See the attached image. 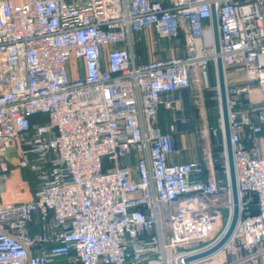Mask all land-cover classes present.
I'll use <instances>...</instances> for the list:
<instances>
[{
	"label": "built area",
	"instance_id": "built-area-1",
	"mask_svg": "<svg viewBox=\"0 0 264 264\" xmlns=\"http://www.w3.org/2000/svg\"><path fill=\"white\" fill-rule=\"evenodd\" d=\"M145 27L182 34L186 53L136 63L121 45ZM217 55L243 77L226 84L239 211L216 252L186 261L223 232L230 186L203 178L199 162L169 160L173 135L158 113L178 107L173 91L206 86ZM217 131L224 142L220 108ZM11 148L37 185L0 205V264H198L217 253L216 264H239L263 254L264 0H0V191ZM35 221L42 231L32 234ZM204 239L213 240L193 245Z\"/></svg>",
	"mask_w": 264,
	"mask_h": 264
},
{
	"label": "crops",
	"instance_id": "crops-1",
	"mask_svg": "<svg viewBox=\"0 0 264 264\" xmlns=\"http://www.w3.org/2000/svg\"><path fill=\"white\" fill-rule=\"evenodd\" d=\"M17 3H22L25 0H15ZM130 42L121 46L129 48L133 54L135 62L138 64L148 62L150 60L165 59L170 56H183V47L177 46L178 39L183 41V36L180 34L176 38H157L151 27H145L140 31H132L129 35ZM172 40V42L170 41ZM172 44V45H171ZM171 54V55H169ZM168 55V56H167ZM212 69V71H210ZM215 68L210 65L208 71V84ZM228 70V73H227ZM237 70L228 68L225 71L226 84L232 82H243L241 74H236ZM73 76H76L73 73ZM216 78V74H215ZM217 84V83H216ZM202 84L193 85L187 89L189 103L192 111L193 127L192 129L179 131L175 129L171 131L170 125H174V111L182 107V97L179 96L176 101L177 108L173 110L161 108L158 113V125L162 132L172 133L174 147L176 152L169 156L171 162H199L204 166L203 178L215 177L221 184H225L228 180L227 164L225 157L224 142H222L220 132L217 131L218 123L208 125L201 111L195 112V107L201 102L199 89ZM175 126V125H174ZM9 161L10 173L4 180L3 188L0 191V205L10 202H22L32 197L33 191L36 188V176L26 168L18 165L19 157L15 148H11L6 152ZM133 163V160H130ZM215 200L222 205L226 199L224 192H219L214 196ZM224 218L226 210L222 209ZM42 231L41 224L35 221L30 226V232L36 234ZM193 245H203L193 244ZM243 252L238 255L229 254L225 260L233 261L236 258L243 256ZM239 264H264V253L259 254L250 259H244Z\"/></svg>",
	"mask_w": 264,
	"mask_h": 264
},
{
	"label": "water",
	"instance_id": "water-1",
	"mask_svg": "<svg viewBox=\"0 0 264 264\" xmlns=\"http://www.w3.org/2000/svg\"><path fill=\"white\" fill-rule=\"evenodd\" d=\"M211 26L214 40V51L219 53V37H218V29H217V20L215 15L214 7L211 8ZM215 74L217 79V93H218V101L219 108L222 117L223 123V133H224V149H225V157L227 164V173H228V181L231 192V201H232V212L229 220L226 223V226L218 237V239L212 243L209 247L198 251L190 256H188L185 260H195L207 257L214 252H216L230 237L235 223L238 217V196H237V188L235 181V173H234V165H233V157H232V147L230 142V131L228 124V116H227V103H226V81H225V71L222 64L221 57L219 55L216 56L215 60ZM179 96L182 97V107L176 109L174 111V128L177 132L185 131L192 129L193 120H192V111L189 103V97L187 93V89L175 90L172 92V97L177 100Z\"/></svg>",
	"mask_w": 264,
	"mask_h": 264
},
{
	"label": "rangeland",
	"instance_id": "rangeland-1",
	"mask_svg": "<svg viewBox=\"0 0 264 264\" xmlns=\"http://www.w3.org/2000/svg\"><path fill=\"white\" fill-rule=\"evenodd\" d=\"M170 41L172 42V40H170ZM183 45H184V54H185L186 53L185 43L181 39H178L177 46L183 47ZM169 55H171V54H169ZM210 71H212V69ZM227 73H228V70H227ZM210 77H211V79H209V85L208 86L202 85V88L199 89V92L201 94V96H200L201 102L199 103V106L195 107V112L198 113L199 111H201L203 114V121L205 119L207 121L208 125L211 126L213 123L217 124L218 119H219V102H218V93H217V84H216L217 79L215 78V70H214L213 74L211 73ZM226 218L227 217H225L223 219L221 226L219 227V229L216 230V232H215L216 235H215V233L213 235L217 236V234H220L222 232V230H224V227L226 226V222H227ZM215 236H214V238H215ZM213 239H211V241ZM207 241L209 242V239H204V241H201L200 243L204 244ZM226 256H228V255H226ZM222 260H223L222 253H217V254L212 255L211 257L199 262L198 264H216V263H220Z\"/></svg>",
	"mask_w": 264,
	"mask_h": 264
},
{
	"label": "bare ground",
	"instance_id": "bare-ground-1",
	"mask_svg": "<svg viewBox=\"0 0 264 264\" xmlns=\"http://www.w3.org/2000/svg\"><path fill=\"white\" fill-rule=\"evenodd\" d=\"M229 182V181H228Z\"/></svg>",
	"mask_w": 264,
	"mask_h": 264
}]
</instances>
